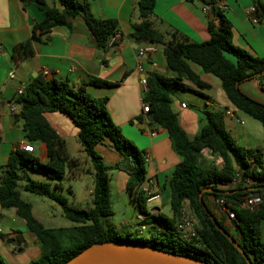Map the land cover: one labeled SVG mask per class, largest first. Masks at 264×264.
I'll return each mask as SVG.
<instances>
[{"label": "trees", "instance_id": "trees-1", "mask_svg": "<svg viewBox=\"0 0 264 264\" xmlns=\"http://www.w3.org/2000/svg\"><path fill=\"white\" fill-rule=\"evenodd\" d=\"M19 1L23 9L33 6L42 14L41 21L32 28L31 40H40L55 27L70 26L72 19L80 17L97 49L106 51L115 46L111 39L117 34V22L95 18L87 2L55 0L56 3L49 5L46 0ZM204 4L210 8L207 20L209 40L204 43L192 42L177 32L170 34V40L166 41L165 35L158 32L152 22L155 0L137 1L140 21L132 27L135 40L162 46L167 68L174 74L173 78L149 74L145 78L146 90L142 92V101L148 106L147 123L167 132L172 149L180 160L167 181L170 217L161 213L151 215L146 211L145 204L156 194L148 195L140 190L147 179L145 153L125 138L113 123L106 111L108 99L93 98L85 90L87 86L110 88L115 84L89 77L82 87L75 89L68 81L39 77L17 97L14 120L20 123L26 143L42 145L45 160L20 149L11 152L0 175V208L14 210L39 244L40 256L29 264H65L85 249L104 243L150 247L206 264H246L205 211L236 241L252 264H264V243L260 241V223L264 220V162L260 154L236 144L226 129L224 112H204L199 134L190 139L171 108L173 98L181 92L206 98L184 83L188 81L201 91L210 89L190 69L189 63H192L220 80L228 108L244 113L264 127V105L239 90L244 82L253 79L263 82L264 58L253 57L236 47L232 42V25L216 1ZM253 9V16L259 23H264V3L256 1ZM31 40L15 47L18 60L33 55ZM47 113L66 117L77 130V141L93 172L89 209L68 205L67 199L59 193L63 187L53 184L66 177L72 178V169L78 170L80 162L69 157L66 141L48 123ZM106 141L123 157L120 163L107 166L95 152V147ZM204 151L221 165H204ZM112 170L128 176L125 191L143 215L139 226H149L146 239L139 236L138 230L134 233L127 231L126 236H121L115 227L104 223L113 215L109 190V171ZM29 172L43 175L47 181L33 180ZM234 180H237L236 187L229 189ZM248 181L253 182L252 186H244ZM21 182H25L23 192L48 198L60 205L62 216L74 226L45 228L34 217L31 205L21 199L18 189ZM251 195L260 198L258 208L254 211L240 208L242 201ZM209 196L224 198L232 204L236 217L232 230L235 234H231L209 209L206 204ZM186 206L197 220V239L185 240L177 230L178 217ZM0 237L7 236L0 234ZM0 264L4 263L0 260Z\"/></svg>", "mask_w": 264, "mask_h": 264}, {"label": "crops", "instance_id": "crops-1", "mask_svg": "<svg viewBox=\"0 0 264 264\" xmlns=\"http://www.w3.org/2000/svg\"><path fill=\"white\" fill-rule=\"evenodd\" d=\"M46 1L49 5L56 3L55 0ZM77 1L87 2L95 18L117 22V34L113 40L115 46L106 51L97 49L94 39L80 17L72 19L70 26L55 27L40 40H31L32 28L35 23L41 21L42 14L33 6L23 9L19 0H0V175L11 152L15 149L22 150L23 146L29 144L25 141L20 123L14 120L10 111L11 106L15 105L18 89L39 77L68 81L78 89L89 77H94L116 86L110 88L87 86L86 93L93 98L108 99L106 111L113 123L120 128L128 140L150 158V163L146 165L147 181H150L151 194L159 196L158 199L148 202L152 204L162 198L168 178L180 160L172 149L167 132L157 126L149 125L146 114H142L143 91L140 83L142 78H146L151 73L169 78H173L174 74L167 68L162 46H157L155 53L138 55V51L148 45L132 37L133 24L140 21L138 0ZM208 1L210 0H155L152 18L154 28L165 35L166 41L170 40V34L177 32L192 42L204 43L209 40L207 31L209 15L202 10L207 6L204 2ZM214 1L232 25L233 44L253 57L264 58V23L251 22L254 3L256 1L264 3V0ZM29 40L32 42L33 55L18 60L14 53L15 47ZM189 66L202 82L210 86V89L201 91L188 81H184L189 88L204 94L206 98L185 92L198 98H195V105L192 108L180 101V93L172 100L171 108L187 136L192 139L199 134L204 112L222 111L226 129L236 144L248 150H256L264 162V127L244 113L228 108L221 82L217 77L204 72L195 64L189 63ZM43 71H47L48 75L43 76ZM239 90L250 99L264 105V80L262 83L259 79L244 82L240 84ZM182 105L185 107L183 108ZM61 116L58 113L45 115L51 127L65 141L69 132L77 139L76 128L74 126V129L70 128L68 122L62 118L64 116ZM141 125L143 129H140ZM67 128L70 130L66 131ZM33 147V154L44 161L42 145L33 143ZM96 147L97 153L107 166L116 165L123 159L107 141ZM202 155L203 161L212 159L216 166L221 165L220 161L212 158L208 151H204ZM86 168L88 170L85 172L93 178L92 170L89 166ZM85 172L79 166L78 170L72 169V178H69L79 179ZM111 172L113 173L109 176V190L113 208L120 198L125 197L128 176L119 170ZM35 174L29 172L30 178L36 176ZM38 180L47 181L39 178ZM236 184L229 189L235 188ZM252 184L253 182L246 183L244 186L249 187ZM87 200V196H83L78 204L82 205ZM213 200L210 196L206 198L210 210ZM148 213L157 215L161 210L157 206H152ZM142 219L143 215L139 213L138 221ZM3 221L9 223V231L6 234L0 227L1 234L7 236L3 240L13 239V243L9 244L15 245L13 250L8 247L11 255L16 257L10 264H29L36 260L40 256L39 244L26 230L23 222L16 217L14 210L0 208V222ZM222 224L231 234H235L227 224ZM127 228L126 225L122 226L125 232L128 231ZM260 241L264 243V220L260 223ZM18 255H23L21 261Z\"/></svg>", "mask_w": 264, "mask_h": 264}, {"label": "rangeland", "instance_id": "rangeland-1", "mask_svg": "<svg viewBox=\"0 0 264 264\" xmlns=\"http://www.w3.org/2000/svg\"><path fill=\"white\" fill-rule=\"evenodd\" d=\"M180 94H181L180 101H182L189 108L194 107L195 105L194 100L197 97H195L194 95H189L188 93H185V92H181ZM62 118H64V120L68 122L70 128L74 129L73 125L67 118L65 117H62ZM69 130H70L69 128L66 129V131H69ZM66 147H67V152L69 156L73 157V159H77L80 162L81 170H84V172L88 170V168H86L87 166H89V163H86L88 161L87 157L82 151H80L81 147L77 139L73 137L70 132L66 139ZM96 148H95V152L97 153L98 149ZM97 155L99 156L98 153ZM203 163L204 165H207V166H211L215 164V162H213L212 159L205 160L203 161ZM112 173L113 172L109 171V176H111ZM35 175L36 176H33L32 178L33 180H38V178L46 180V177L43 175H40V174H35ZM93 183H94L93 178L90 177L87 174V172H85V174H83V176L79 179L70 180L69 177H66L63 180L53 182V184L61 185L63 187V190L59 193L67 199L68 205L74 208H79V209H86L90 207ZM24 184L25 182H21L18 185V189L21 192V199L31 205L32 213L34 217L45 228L56 229V228H70L74 226L73 223L69 222L62 216L60 205L49 200L48 198L40 197L32 193L23 192L22 187L24 186ZM52 190L55 191L54 189ZM83 196H87L88 200L82 205H80L78 203L81 202ZM124 196H125L124 199L120 198L117 204L113 202V204L115 203L112 208L113 215L104 222L105 225H108V226L112 225L113 227L117 228V231L120 233L121 236H126L125 230H122L123 225H126L128 227L127 228L128 231L132 233H134L136 230H139V221H138L139 211L133 205V203L129 201L128 194L126 192L124 193ZM152 206H157L158 208H160L161 214L163 216L165 217L170 216L171 211L169 207V188L168 186L166 187V191L163 192V196L160 200L154 201L152 204H148V203L145 204L146 211L150 212ZM185 208L188 211H190V209L187 206ZM190 213L192 214L191 211ZM192 217L197 226L198 223L195 217L193 216V214H192ZM8 225L9 223H7L6 221L0 222V227L3 230L4 234H6L7 231H9ZM131 236L134 237L135 234H132ZM139 236H141V238L146 239L147 237H149V234H147V232L144 231ZM11 240L13 239L3 240V238H0V260L4 264H10L11 260L16 258L14 255H11L10 251L8 250V247H11V250H13L15 246V245L9 244V241ZM13 254H16V253H13ZM18 258L21 261V259L23 258V255H18Z\"/></svg>", "mask_w": 264, "mask_h": 264}, {"label": "water", "instance_id": "water-1", "mask_svg": "<svg viewBox=\"0 0 264 264\" xmlns=\"http://www.w3.org/2000/svg\"><path fill=\"white\" fill-rule=\"evenodd\" d=\"M143 129V125L140 126ZM203 208L204 205H203ZM208 217L213 222L214 226L221 234L236 248L241 256L246 261V264H252L246 254L240 249L236 241L221 227L218 226L213 216L208 212ZM13 243V240L9 241ZM65 264H206L202 261L193 260L190 258L173 255L162 252L154 248L119 244V243H104L93 245L76 257L72 258Z\"/></svg>", "mask_w": 264, "mask_h": 264}, {"label": "built area", "instance_id": "built-area-1", "mask_svg": "<svg viewBox=\"0 0 264 264\" xmlns=\"http://www.w3.org/2000/svg\"><path fill=\"white\" fill-rule=\"evenodd\" d=\"M209 10H210L209 6H204L202 11L205 14H208ZM253 13H254V9H252L251 22L253 24H257L258 20L253 16ZM115 36L112 37V39H111L112 41L115 39ZM156 51H157L156 45L148 44L146 47L141 48L138 51V55L143 56L145 54L155 53ZM42 74H43V76H47L48 72L43 71ZM140 84L142 87V91L144 92L146 90L145 78H142ZM25 89H26V85L23 84L17 91V97L21 96L24 93ZM141 105H142V114L148 113V106L145 103H143L142 99H141ZM182 107L184 108L185 106L182 105ZM10 111L14 115L17 112L16 105L11 106ZM22 150L24 152L33 154L34 153L33 144H31V143L26 144L25 146L22 147ZM144 163H145V165L150 163V158L148 156L144 157ZM236 182H237V180H234L233 183L229 186L231 187V186L235 185ZM247 183L251 184V181H248ZM149 186H150V181H147V179H146V182L144 183V185L141 187L140 190L143 191L144 193L150 195L151 191H150ZM158 198H159V196H157V195L152 196V198L150 200H148V202L153 201V200L158 199ZM260 202H261V200L257 195H251V196L246 197L242 201V203L240 204V208L247 209L249 211H254L258 208V206L260 205ZM211 211L213 212V214L217 220H219L222 223L227 224L233 230V224L236 222V217H235V213L233 211V206L231 203L227 202L224 198L214 199ZM148 228H149V226H146V225L139 226V230H138L139 234H141L144 231L147 232ZM177 230L185 240L197 239V237H198L197 230H196V223L192 217V214L186 208H183L180 212V215H179L178 221H177ZM1 233H2V231L0 229V234Z\"/></svg>", "mask_w": 264, "mask_h": 264}]
</instances>
